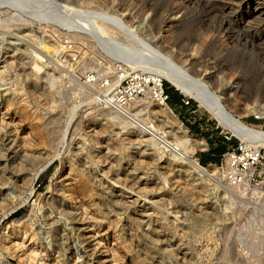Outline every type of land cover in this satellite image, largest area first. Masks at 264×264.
I'll use <instances>...</instances> for the list:
<instances>
[{
    "label": "rangeland",
    "instance_id": "obj_1",
    "mask_svg": "<svg viewBox=\"0 0 264 264\" xmlns=\"http://www.w3.org/2000/svg\"><path fill=\"white\" fill-rule=\"evenodd\" d=\"M36 1L39 0L27 4L38 7ZM92 1L98 4L108 0ZM170 7L169 0H116L110 8L125 12L126 18L151 42V25L143 17L151 13L149 19H160ZM198 8H191L172 40L192 52L202 46L206 58L224 60L228 74L253 79L260 76L264 83V75L256 73L255 60L248 63L241 52L223 57L218 41L209 36L205 40L201 24L191 19ZM58 10L55 7L52 13ZM42 25L45 23L38 21L31 25L21 21L0 22V36L5 35L3 41L0 39V205L9 206L11 196H24L31 190V184L37 192L30 203L9 219H0L2 229L22 218L9 235L15 251H4L0 258L15 264H264V187L258 200L247 202L235 191L231 201L224 198L223 188L215 185V179L207 171L191 183L171 177L166 184L161 179L162 172L176 169V159L170 150L151 166L148 164V174L139 172L130 178L129 172L122 171L118 183L114 184L110 178L105 181L104 174L112 176L115 159L121 155V150L111 149L114 143H126L122 153L130 155L132 164L150 154L159 157L162 144L150 146L144 138L118 124L102 133L108 119L69 83L67 75L62 87H52L47 81L45 61L41 73L33 64L39 57L37 53L45 58L49 54L35 37L46 33ZM87 38L85 43L78 38V46L72 53L81 56L85 68L94 65L100 55H107L96 39ZM126 55L143 59L138 52ZM152 62L165 63L159 58ZM163 83L166 90L168 84V103L176 117L191 134L208 143L205 149L197 151L199 162L205 167L223 165L224 153L241 140L197 98L179 91L167 79ZM253 89L264 93V87ZM152 118L156 121L153 123L162 126L161 117L153 114ZM243 120L264 127V118L254 113L245 115ZM130 139L135 140L129 142ZM52 157L54 161L49 168L32 182L34 169ZM126 177L131 180L125 181ZM86 179L95 187V195L85 190ZM134 181H137L134 189L129 188ZM142 182L150 186L144 187ZM109 183L115 188L109 187ZM147 189H151L150 199L142 196L137 201L138 190ZM111 190L115 199L125 204L126 213L103 203L110 200ZM94 202L99 205L96 207ZM235 208L243 209V213L232 216ZM143 237L148 238V245L142 243Z\"/></svg>",
    "mask_w": 264,
    "mask_h": 264
},
{
    "label": "bare ground",
    "instance_id": "obj_2",
    "mask_svg": "<svg viewBox=\"0 0 264 264\" xmlns=\"http://www.w3.org/2000/svg\"><path fill=\"white\" fill-rule=\"evenodd\" d=\"M106 2L97 4L92 0H39L36 1L39 3L38 7H35L27 4L30 3V0H0V22L7 20L17 23L21 21L23 24L30 25L35 21L41 24L45 23L42 25V29L46 33L35 34V37L49 54L45 58L43 54L37 53L39 57L33 60V64L41 73L45 61L47 81L52 87H62L65 84L66 76L58 54L60 50L59 38H56L58 28L54 27L59 25L74 32L73 36L82 39L81 41L84 43L85 39H88L87 37L95 38L109 55L116 58L138 52L143 56V59L138 60L137 65L150 71V78L156 85H160L163 79H167L179 91L197 98L216 116L221 124L232 130L243 144L257 149L264 148V127L243 120L245 115L251 113L264 118V93L259 89H253V87H264L260 76L253 79L246 75L239 78L235 73L230 75L225 72V63L222 58L219 61L218 59L212 61L205 57L202 46H198L196 51L192 52L189 48L172 40L180 23L188 18L191 8L195 9L197 6L199 8L193 13L191 19L201 24L200 27L205 31V35H203L205 40L208 41L207 36H209L210 39L218 41V45L221 47L219 53L223 57L232 52H241L247 58L248 63L255 60L256 73L264 75V0H169L171 7L165 16L160 19L152 17L149 19L150 13L143 17V21L149 22L151 25L150 31L153 38L151 42L147 41L139 29L126 18L125 12L110 8L115 5L116 0ZM55 7L60 10L57 13H52V9ZM7 14L11 15L4 18ZM206 22H211L212 25L206 27ZM48 36H53L55 39H48ZM4 37L5 35L0 36L1 41ZM158 58L163 59L165 63L152 62L153 59ZM79 87V93L86 99H90L91 103H95L100 112L108 119L101 130L102 133L110 131L114 124H118L122 129L131 130L129 133L135 132V135L144 138L143 141H146L148 145L162 144L163 147V152L159 157L150 154L146 159L139 158L136 163L132 164L133 159H128L130 155L122 153L126 143L124 141L114 143L111 149L113 151L121 150V155L115 159L116 168L112 167V176L109 173L104 174L105 181L110 178V180H114V184L118 183L117 179L122 171L129 172L130 178L132 174L139 172L148 174L146 171L148 164L151 166L153 161L162 158L164 152L170 150L173 151L176 159V163H174L176 169L171 173L168 169L162 172L161 179L164 183H170L171 177L180 182L191 183L203 177L201 172L207 171L209 172L207 174L215 179V185L223 188V197L228 198L229 201L234 198L232 195L234 189L224 182L225 165L205 167L199 162L197 151L205 149L208 146L207 141L197 134H191L188 127L176 117L168 102L143 97L133 101L124 109H117L100 105L97 91H92L84 85ZM245 88L246 91H244ZM142 114L147 115L143 116ZM153 114L162 118V126L153 123L156 122L152 118ZM164 126L166 129L163 130ZM134 127H138V129L134 130ZM143 133L147 136L144 137ZM134 140L130 139L129 142H134ZM53 161L54 157L49 158L36 167L32 182L37 180ZM167 162L172 163L169 159ZM97 167L100 168L99 165ZM129 177H126L125 181H130ZM140 177L143 178V175ZM136 184L137 181L132 182L129 188L134 189ZM142 184L144 187L150 186L148 182H142ZM83 186L91 195H95L96 189L90 186L88 179L83 181ZM109 187L115 188L110 183ZM193 189L196 187L194 186ZM72 192L74 193V191ZM150 192L151 189L138 190L137 201L142 196L149 200ZM257 192L260 196L263 193L261 190ZM36 193L35 187L31 184V190L27 191L24 196L14 198L11 196V202L7 204L9 206L0 205V219H9L13 213L30 203ZM110 193V200L103 201V203L110 204L119 212L126 213L125 204L115 199L112 190ZM164 201L167 203V200ZM94 205L97 207L99 202H94ZM229 208V205L226 204V209ZM165 212L168 213L167 210ZM242 213L243 209L232 210V216ZM21 219H15L0 229V255L4 251L10 253L15 251L9 235L17 229ZM160 225L167 226L163 223ZM142 243L148 245V238L143 237Z\"/></svg>",
    "mask_w": 264,
    "mask_h": 264
},
{
    "label": "built area",
    "instance_id": "obj_3",
    "mask_svg": "<svg viewBox=\"0 0 264 264\" xmlns=\"http://www.w3.org/2000/svg\"><path fill=\"white\" fill-rule=\"evenodd\" d=\"M60 27L56 32V38H59V57L67 72V80L75 85V88L84 85L92 91H97L100 105L124 109L143 97H151L162 102L169 101L170 95L164 83L156 85L150 78V71L137 65L138 58L135 56L125 55L116 58L107 52V55H100L94 65L85 68L81 56L72 54L78 46V38L73 36L74 32ZM223 165L224 182L241 194L245 201L255 202L261 197L257 191H262L264 187L263 148L257 149L240 141L239 145L230 147L224 153ZM0 264L15 263L0 258Z\"/></svg>",
    "mask_w": 264,
    "mask_h": 264
},
{
    "label": "trees",
    "instance_id": "obj_4",
    "mask_svg": "<svg viewBox=\"0 0 264 264\" xmlns=\"http://www.w3.org/2000/svg\"><path fill=\"white\" fill-rule=\"evenodd\" d=\"M166 87H167V89H168L167 91H169L168 84H167V86H166Z\"/></svg>",
    "mask_w": 264,
    "mask_h": 264
}]
</instances>
